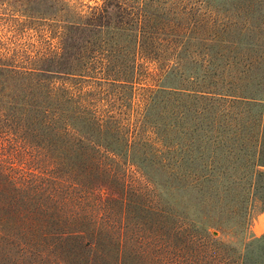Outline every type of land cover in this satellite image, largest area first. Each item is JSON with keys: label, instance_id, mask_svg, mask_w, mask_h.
Masks as SVG:
<instances>
[{"label": "trees", "instance_id": "16d2710c", "mask_svg": "<svg viewBox=\"0 0 264 264\" xmlns=\"http://www.w3.org/2000/svg\"><path fill=\"white\" fill-rule=\"evenodd\" d=\"M149 1L96 0L81 12L64 0L60 51L0 39V264H264V234L241 249L218 237L249 236L254 209L233 206L225 218L221 192L195 190L192 170L167 163L191 152L189 139L175 140L182 106H258L249 199L264 213V60L241 59L243 73L261 69L254 81L165 85L173 40ZM0 20L11 32L24 25Z\"/></svg>", "mask_w": 264, "mask_h": 264}, {"label": "rangeland", "instance_id": "374dc122", "mask_svg": "<svg viewBox=\"0 0 264 264\" xmlns=\"http://www.w3.org/2000/svg\"><path fill=\"white\" fill-rule=\"evenodd\" d=\"M10 1L14 6H6L0 16L15 17L19 24L24 25L11 32L0 20V39L12 46L31 43L34 50L62 49L64 43L60 35L64 21L57 14L64 7V0H36L32 4L31 0ZM70 1L77 2L81 12H86L89 5L97 4L96 0ZM125 2L131 7L137 5V0ZM148 3L150 10L164 17L168 32L166 38L173 40L172 47L166 44L163 50H166L164 57L176 66V72L165 78V85L173 84L175 78V84H187L189 78H202L204 75L221 76L226 83L245 75L254 81L261 72L253 66L246 69L247 74L243 73L245 68L241 59L258 55L264 60V0H150ZM247 90L252 92L256 88L249 85ZM259 109L256 105L245 108L216 103L210 110L197 114L195 107L187 110L182 106L179 111H185L183 119H187L177 126L175 140L181 148L189 139L191 152L181 160V152H178L167 161L179 175L184 170H192L187 177L194 180L192 186L195 190L221 192L223 207L230 206V211L223 215L225 218L231 214L233 206L243 210L248 203L254 209L249 236L241 231L233 236L222 233L218 236L235 241L240 249L243 239L248 241L251 236L264 234V229L258 231L264 218V213L260 214L258 210L261 202L256 198L249 199V194L256 188L253 172L255 122ZM185 122L189 123L190 137L184 136L187 132ZM204 175L207 177H202ZM174 182L178 184L177 180ZM236 222L237 218H229L225 224L233 226Z\"/></svg>", "mask_w": 264, "mask_h": 264}]
</instances>
